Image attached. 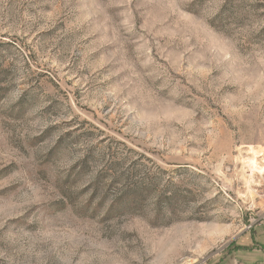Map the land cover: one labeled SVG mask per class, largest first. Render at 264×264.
Returning a JSON list of instances; mask_svg holds the SVG:
<instances>
[{
  "label": "rangeland",
  "instance_id": "374dc122",
  "mask_svg": "<svg viewBox=\"0 0 264 264\" xmlns=\"http://www.w3.org/2000/svg\"><path fill=\"white\" fill-rule=\"evenodd\" d=\"M0 264H264V0H0Z\"/></svg>",
  "mask_w": 264,
  "mask_h": 264
}]
</instances>
